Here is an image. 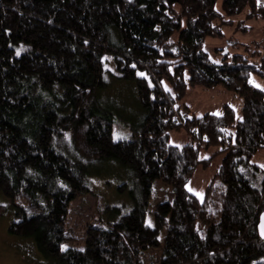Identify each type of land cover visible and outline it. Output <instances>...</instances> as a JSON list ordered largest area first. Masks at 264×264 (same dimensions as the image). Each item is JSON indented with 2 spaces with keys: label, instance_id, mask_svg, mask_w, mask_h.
<instances>
[{
  "label": "trees",
  "instance_id": "obj_1",
  "mask_svg": "<svg viewBox=\"0 0 264 264\" xmlns=\"http://www.w3.org/2000/svg\"><path fill=\"white\" fill-rule=\"evenodd\" d=\"M242 14L264 19V0H0V195L17 217L9 233L34 239L56 264L263 260L264 180L257 187L248 171H259L252 159L264 149V89L250 81L264 78V55L218 64L204 50L206 38L223 37L222 26ZM109 56L142 109L127 140L113 138L112 111L96 98L108 88ZM198 86L236 93L240 119L229 105L222 115L183 117L175 104ZM183 125L194 142L172 145L170 133ZM201 145L226 152L220 184L204 201L187 190L206 164ZM99 161L130 178L119 191L133 208L117 218L118 209L103 206L83 249L68 246L70 206L105 175L89 165ZM157 182L172 197L152 207ZM7 209L0 205V218ZM102 213L115 219L104 225Z\"/></svg>",
  "mask_w": 264,
  "mask_h": 264
},
{
  "label": "rangeland",
  "instance_id": "obj_2",
  "mask_svg": "<svg viewBox=\"0 0 264 264\" xmlns=\"http://www.w3.org/2000/svg\"><path fill=\"white\" fill-rule=\"evenodd\" d=\"M246 13V12H245ZM225 20H229L226 18ZM232 23L224 24L222 30L224 36L221 38L208 37L205 41L204 50L209 54L210 59L221 64L226 59L232 60L234 55L248 57L251 63L260 62L259 55H264V19H249L246 14L230 18ZM176 37L171 40L170 44H175ZM105 80L108 88L98 92L96 98L103 102V106L109 108L113 115V138L115 140H127L131 137V129L128 126L133 121H140L142 109L139 106L136 86L133 82L119 79L112 57H107L105 67ZM251 83L259 88L264 89V78L258 75H252ZM242 101L239 96L226 90L223 86L214 88H203L198 86L187 91L185 97L179 103L175 104V109L183 117L192 118L194 115L204 116L207 113L216 115L223 114L225 105L231 106L237 113V119L241 117ZM187 125L170 133V143L182 147L194 142L191 135L187 132ZM62 146L66 151L73 148L69 138H63ZM200 163L194 172L193 177L187 185V190L194 194L200 201H204L206 191L212 183L220 184L217 178V172L220 169L226 152L222 151L221 146L204 147L200 146ZM77 158V157H76ZM78 160V159H77ZM252 164L256 165L259 171L250 169L249 177L253 179L257 187H261L264 180V149L253 157ZM91 169H100L105 175H98L92 178V193L77 199L71 204L68 214V230L74 237L73 242L68 246L83 249L86 238L88 225L93 224L99 219L98 214L104 212L103 206L112 209H118L119 218L121 215L132 210V202L127 193H121L119 189L124 184H129L130 178L115 176V167L112 165H102L99 162L89 164ZM97 169V171H99ZM107 173V174H106ZM110 173V174H109ZM109 174V175H108ZM125 175L124 173H122ZM109 176V177H108ZM117 180V181H116ZM172 197L169 187L162 185L160 182L155 184V194L152 200V207L162 200ZM0 205L8 207L7 211L0 218V264H56L54 260L47 259L38 250L34 239H24L9 233L10 226L16 222L17 217L15 210L10 206L9 200L0 195ZM102 206V208H101ZM103 214L102 224L114 220L112 214ZM153 255H159L158 252ZM149 260V259H148Z\"/></svg>",
  "mask_w": 264,
  "mask_h": 264
},
{
  "label": "water",
  "instance_id": "obj_3",
  "mask_svg": "<svg viewBox=\"0 0 264 264\" xmlns=\"http://www.w3.org/2000/svg\"><path fill=\"white\" fill-rule=\"evenodd\" d=\"M258 234L264 240V210L260 214L259 222H258ZM264 263V259L260 260L254 264H262Z\"/></svg>",
  "mask_w": 264,
  "mask_h": 264
},
{
  "label": "snow or ice",
  "instance_id": "obj_4",
  "mask_svg": "<svg viewBox=\"0 0 264 264\" xmlns=\"http://www.w3.org/2000/svg\"><path fill=\"white\" fill-rule=\"evenodd\" d=\"M17 54H19V53H17ZM141 75H144V74L141 73ZM257 86L259 87V85H257ZM148 223L151 224V221L149 220ZM67 247H68L67 245H63V248L67 249Z\"/></svg>",
  "mask_w": 264,
  "mask_h": 264
}]
</instances>
